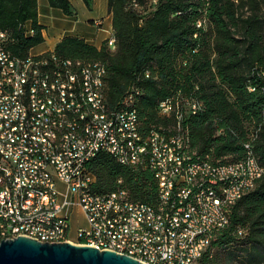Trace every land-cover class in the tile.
I'll list each match as a JSON object with an SVG mask.
<instances>
[{
  "label": "built area",
  "instance_id": "2783aa9c",
  "mask_svg": "<svg viewBox=\"0 0 264 264\" xmlns=\"http://www.w3.org/2000/svg\"><path fill=\"white\" fill-rule=\"evenodd\" d=\"M8 39L0 31V243L27 237L144 264H199L229 225L234 205L264 177L255 157L215 160L194 149L186 119L203 108L194 97L163 101L159 116L171 122L145 130L135 108L142 90L134 84L111 104L101 61L53 52L21 57ZM107 47L116 51L114 35ZM151 77L146 71L144 78ZM102 153L149 170L155 201H136L125 188L96 191L89 164ZM75 210L88 227L71 238Z\"/></svg>",
  "mask_w": 264,
  "mask_h": 264
},
{
  "label": "trees",
  "instance_id": "16d2710c",
  "mask_svg": "<svg viewBox=\"0 0 264 264\" xmlns=\"http://www.w3.org/2000/svg\"><path fill=\"white\" fill-rule=\"evenodd\" d=\"M154 1L109 0L115 52L107 43L96 48L84 39L65 37L53 53L104 63L111 104L138 86L142 92L135 108L145 130L171 122L159 116L163 101L194 97L203 108L186 119L193 148L215 160L237 162L252 155L264 169V0ZM83 2L91 10L93 0ZM48 3L66 16L75 14L70 0ZM38 18V0H0V31L8 34L14 55L27 57L44 43ZM146 71L151 79L144 78ZM89 169L98 192L125 188L144 203L157 197L149 170L123 166L105 153L93 159ZM240 229L245 231L242 236ZM237 260L264 264V177L234 205L229 225L199 264Z\"/></svg>",
  "mask_w": 264,
  "mask_h": 264
},
{
  "label": "crops",
  "instance_id": "0c3cea01",
  "mask_svg": "<svg viewBox=\"0 0 264 264\" xmlns=\"http://www.w3.org/2000/svg\"><path fill=\"white\" fill-rule=\"evenodd\" d=\"M75 14L66 16L61 10L50 7L48 0H38L39 24L44 27V43L32 48L30 55L39 56L54 52L65 37H78L101 48L114 35L109 0H93L91 10L83 0H70ZM100 11V12H97ZM31 30V23H27Z\"/></svg>",
  "mask_w": 264,
  "mask_h": 264
},
{
  "label": "water",
  "instance_id": "95a60500",
  "mask_svg": "<svg viewBox=\"0 0 264 264\" xmlns=\"http://www.w3.org/2000/svg\"><path fill=\"white\" fill-rule=\"evenodd\" d=\"M0 264H144L112 251L64 243H41L18 237L0 243Z\"/></svg>",
  "mask_w": 264,
  "mask_h": 264
},
{
  "label": "rangeland",
  "instance_id": "374dc122",
  "mask_svg": "<svg viewBox=\"0 0 264 264\" xmlns=\"http://www.w3.org/2000/svg\"><path fill=\"white\" fill-rule=\"evenodd\" d=\"M97 12H100L97 10ZM87 221L84 215L79 210H75L71 217V238H74L79 228H87ZM214 253V251H212ZM242 261L237 260L234 264H242Z\"/></svg>",
  "mask_w": 264,
  "mask_h": 264
}]
</instances>
